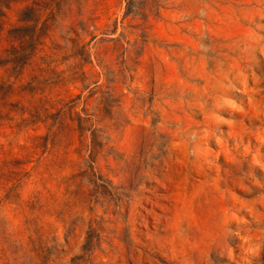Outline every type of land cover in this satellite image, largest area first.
Segmentation results:
<instances>
[{"label":"rangeland","instance_id":"1","mask_svg":"<svg viewBox=\"0 0 264 264\" xmlns=\"http://www.w3.org/2000/svg\"><path fill=\"white\" fill-rule=\"evenodd\" d=\"M59 11L17 84L41 81L40 119L13 128L22 89L0 103L55 264H264V0Z\"/></svg>","mask_w":264,"mask_h":264},{"label":"trees","instance_id":"2","mask_svg":"<svg viewBox=\"0 0 264 264\" xmlns=\"http://www.w3.org/2000/svg\"><path fill=\"white\" fill-rule=\"evenodd\" d=\"M64 0H0V103L9 94L26 91L31 96L32 109H22L21 128L35 124L40 119L41 105L48 101L42 95L41 81L34 76L25 86V69L42 52L43 29L49 30L56 24L60 5ZM14 6L22 7L16 23H10L9 11ZM42 23V27L39 25ZM38 104V105H37ZM14 120V119H13ZM5 124V123H4ZM4 126L0 124V127ZM5 146L1 152L5 154ZM25 163L12 158L0 159V264H20L19 255L28 257L35 264H55V240L50 246L43 224L44 206L40 196L24 200L21 189L28 172ZM75 264V261H72Z\"/></svg>","mask_w":264,"mask_h":264}]
</instances>
